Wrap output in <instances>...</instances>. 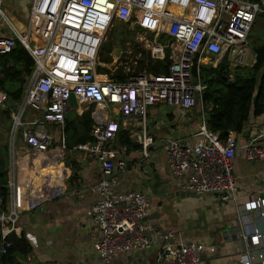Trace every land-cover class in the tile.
I'll use <instances>...</instances> for the list:
<instances>
[{
  "label": "built area",
  "instance_id": "built-area-1",
  "mask_svg": "<svg viewBox=\"0 0 264 264\" xmlns=\"http://www.w3.org/2000/svg\"><path fill=\"white\" fill-rule=\"evenodd\" d=\"M0 0V53L8 52L18 39L33 66L26 76L20 100H11L0 85V107L11 118V139L6 171L7 189L0 190V255L11 245L19 212L32 209L39 199L62 190L67 154L65 112H79L93 105L90 134L92 141L75 143L69 150L83 151L98 161L101 177L93 190L96 199L87 209L100 235L93 242L103 264L112 255L151 248L157 238L154 264H200L209 248L203 241L175 238L172 230L156 232L148 215L149 195L142 190L117 191L114 168L123 171L124 157L118 156L116 134L126 129L149 153L153 137L147 132L149 107L167 103L189 108L199 106L201 119L193 133L195 139L168 138L164 143L171 179L178 186L197 192H213L221 200L236 199L237 176L233 160L239 149L248 159L264 157V145L255 139L244 140L230 130L225 138L206 125L201 90L204 84L194 76L192 65L223 57L231 67L242 63L245 42L256 14L262 10L256 0H31L27 21L20 29L5 12ZM154 32L149 42L150 55L165 56L168 44L156 40L166 34L171 40V59L164 73L141 71L126 80L110 79L107 62L98 52L106 32L116 20ZM167 50V49H166ZM232 74V72L230 73ZM77 107L69 101V93ZM59 126L55 134L50 125ZM18 132V133H17ZM17 135V136H16ZM62 166L60 171H43L47 166ZM9 176V178H8ZM32 196L33 200L30 198ZM259 208V207H258ZM264 217V207L257 219ZM255 243L248 242V237ZM174 237V238H173ZM245 251L239 252L241 264H251L255 250L264 264V231L257 225L244 227ZM256 245V248H253ZM255 255V254H254Z\"/></svg>",
  "mask_w": 264,
  "mask_h": 264
},
{
  "label": "crops",
  "instance_id": "crops-1",
  "mask_svg": "<svg viewBox=\"0 0 264 264\" xmlns=\"http://www.w3.org/2000/svg\"><path fill=\"white\" fill-rule=\"evenodd\" d=\"M30 1L4 0L5 12L20 29L27 21ZM258 1L264 8V0ZM262 44L264 10L256 14L247 34L246 51L240 64L251 65L255 60L254 46ZM200 114L199 106L181 108L164 103L150 106L147 132L152 135L153 142L148 146L149 153L144 155L141 144L134 138V144L129 145L116 141L118 156L124 157L126 166L123 171L114 168L117 179L114 188L117 191L138 189L149 195L148 221L154 231L170 229L175 238L180 235L186 241L206 243L209 248L200 264H241L239 252L246 249L242 239L244 227L257 225L264 231V217L257 219V210L264 207V157L248 159L242 149L238 150L233 160L237 176L236 199L221 200L213 192H197L176 185L170 176L164 143L170 137L194 140ZM10 123L8 110L4 109L0 112V148L6 151L7 156L3 157L6 168ZM50 128L55 134L60 129L56 123ZM238 133L244 140L255 139L264 145V110L250 112ZM72 159L75 161L73 168L69 164ZM64 165L62 190L55 191L56 185L53 186L51 195L39 199L34 208L19 212L11 233L24 236L30 249L27 252L14 249L12 255L18 264H103L93 246L100 235L99 228L87 214L96 199L93 186L101 177L98 161L83 151L68 150ZM59 166L53 167L58 169ZM162 240L158 237L151 248L114 254L108 264H154ZM248 242L254 244L255 239L249 236ZM252 254L251 264H260L255 250Z\"/></svg>",
  "mask_w": 264,
  "mask_h": 264
},
{
  "label": "trees",
  "instance_id": "trees-1",
  "mask_svg": "<svg viewBox=\"0 0 264 264\" xmlns=\"http://www.w3.org/2000/svg\"><path fill=\"white\" fill-rule=\"evenodd\" d=\"M258 1V0H256ZM259 2V1H258ZM261 6V5H260ZM262 10L264 8L261 6ZM164 33L161 34L163 36ZM112 41H102L98 56L101 61H111ZM144 50V49H143ZM255 60L251 65H236L231 67L229 60L223 56L216 65L201 64L197 72L196 64L192 65L194 76L199 75L204 87L201 90V99L205 114L206 125L216 131L221 138H225L230 130L239 132L250 112L260 113L264 110V45L254 46ZM171 59L169 49L163 58H154L149 50L136 60V65H130L128 69L123 66L110 71L106 67L98 66L106 70L108 77L115 80H126L129 75L141 71L151 73H164L168 70ZM33 66L32 57L22 43L16 39L15 45L8 51L0 53V85L5 89L11 100H20L25 78L30 74ZM232 72V75L230 73ZM92 104L81 113L74 108L65 112L66 147L69 150L75 143L92 141L90 134L93 118L91 116ZM116 141L122 145L134 144L126 129L120 128L116 134ZM69 164L72 168L75 161ZM53 166L46 167L43 171L52 173L60 171ZM6 161L0 157V190L5 196L7 189ZM11 245L3 255H0V264H18L12 252L19 249L27 252L30 245L24 236L14 233L8 234Z\"/></svg>",
  "mask_w": 264,
  "mask_h": 264
},
{
  "label": "rangeland",
  "instance_id": "rangeland-1",
  "mask_svg": "<svg viewBox=\"0 0 264 264\" xmlns=\"http://www.w3.org/2000/svg\"><path fill=\"white\" fill-rule=\"evenodd\" d=\"M0 22L4 23L1 17H0ZM153 36H154L153 31L148 29H143L139 25L132 26L127 23L117 21V19L114 20L112 26L106 32L103 40L104 43L110 41L113 42L111 49L112 59L111 61H106L110 66V68L108 69L110 71H114L117 67L120 66H123L126 69H128L130 65H133V67H135L136 60L141 56H143L149 50L148 48L149 42L153 40ZM156 40L168 44V46H165V51L166 49H169L170 51V49L172 48L171 40L168 38L166 34H164L163 36H161V34H158ZM209 63L210 62L205 64H209ZM167 105L173 107V105L170 104ZM3 110L4 109L0 107V112H3ZM11 127H12V123H10L9 126L10 130ZM0 149H1L0 157L2 156L6 158L7 156L6 151H4V148H0Z\"/></svg>",
  "mask_w": 264,
  "mask_h": 264
},
{
  "label": "water",
  "instance_id": "water-1",
  "mask_svg": "<svg viewBox=\"0 0 264 264\" xmlns=\"http://www.w3.org/2000/svg\"><path fill=\"white\" fill-rule=\"evenodd\" d=\"M68 101H69L74 107H77V105H78V103H77V99H76L75 95L73 94V92H70V93H69Z\"/></svg>",
  "mask_w": 264,
  "mask_h": 264
}]
</instances>
